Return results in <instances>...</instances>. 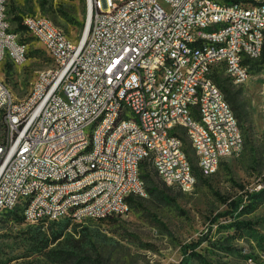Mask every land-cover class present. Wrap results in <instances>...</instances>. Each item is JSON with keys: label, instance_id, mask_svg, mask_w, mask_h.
<instances>
[{"label": "built area", "instance_id": "1", "mask_svg": "<svg viewBox=\"0 0 264 264\" xmlns=\"http://www.w3.org/2000/svg\"><path fill=\"white\" fill-rule=\"evenodd\" d=\"M85 1V29L78 41L48 25L43 16L19 15L26 33L58 54V71L37 72L30 103H7L8 85L0 78V116L10 133V141L0 135V208L18 204L30 224L55 221L79 200H87V207L71 221L127 213L130 189H139L136 174L143 164L164 184H182L185 193L192 192L196 179L187 172L190 160L184 147L177 146V138L188 137L173 133V125L190 126L186 110L199 112L201 123L217 131L222 157L227 148L238 154L222 97L207 84L206 63H213L215 71L223 56H231L223 69L237 70L244 83L249 79L236 66L237 49L245 50L246 64L252 55L261 58L264 0ZM214 1H222V8H214ZM207 13H216V22L231 21V29L216 37L194 32L195 24H212L206 22ZM241 34L255 37L258 48L245 49ZM180 36L200 39L204 46L224 44V51L185 57L188 44H180ZM26 56L0 8V63L16 61L21 67ZM174 67H181V74H174ZM122 73H129V80H122ZM123 88H130V96H123ZM153 98L162 103L160 120H153ZM141 107H150V115L138 116ZM103 109H110V118H102L92 144H85L87 120ZM121 110L136 111V119L112 130ZM191 128L204 141L197 127ZM125 132H132V139H125ZM209 147L192 145L205 177L217 171ZM200 155H207V162H200ZM55 175H64L60 188H51ZM85 180H92L91 188L82 189ZM17 194H27V201L17 202Z\"/></svg>", "mask_w": 264, "mask_h": 264}, {"label": "rangeland", "instance_id": "2", "mask_svg": "<svg viewBox=\"0 0 264 264\" xmlns=\"http://www.w3.org/2000/svg\"><path fill=\"white\" fill-rule=\"evenodd\" d=\"M8 6L9 21L27 56L21 67L0 63V78L17 99H23L37 72L52 61L15 18L43 16L78 41L85 29L86 1L46 0L42 5L41 0H19ZM248 66L244 84L233 83L219 66L213 70L215 84L225 99L233 101L228 104L243 136L240 152L223 159L214 175L199 172L183 137L196 176L192 192L164 184L143 164L145 196L134 198L124 215L30 224L19 210L5 214L0 217V264H264V62L260 58ZM180 134L186 137L184 130ZM255 193L258 196L250 198ZM240 200L238 209L230 212L226 202ZM197 242L196 249L188 248Z\"/></svg>", "mask_w": 264, "mask_h": 264}, {"label": "bare ground", "instance_id": "3", "mask_svg": "<svg viewBox=\"0 0 264 264\" xmlns=\"http://www.w3.org/2000/svg\"><path fill=\"white\" fill-rule=\"evenodd\" d=\"M19 0H0V8L2 15H8V5L11 2ZM25 1V0H24ZM214 8H222V1H214ZM47 24L54 26L55 29H58L50 20L46 18ZM206 22L212 24H195L194 32L203 33V36L206 37H216L219 33L228 32L231 29V21L219 20L216 22V13H207ZM85 35V34H84ZM180 44H188V50H185V57H192V52H202L209 54H221L224 51V44H216L212 46H204L202 40L200 39H191L188 36H180ZM241 44L244 45L245 49L258 48V41H255V37L249 36L248 34H241ZM19 46H24V53H27L26 46L19 42ZM50 58L51 65L50 67L40 71L39 73H53L58 71V54L56 51L46 49ZM259 59V55H252L251 61ZM13 65H17L16 61H9ZM23 63V62H22ZM231 64V56H223V63H216V67H221L223 65ZM236 66L237 68H242L243 74H249V66L245 61V50L237 49L236 57ZM213 63H206V74H207V84L210 89H214L217 97H222V111L227 114L230 124L234 125V134L235 141L238 143V153L243 147V136L238 124L237 119L234 116V113L226 101L223 93L215 84L213 79ZM225 76L230 78L235 84H244V79H238L237 70L233 69H223ZM174 74H181V67H174ZM122 80H129V73H122ZM35 84L36 77L34 82L31 85L30 91L27 96L21 99V104L30 103V97L32 94H35ZM123 96H130V88H123ZM7 103H19L12 93L11 89L7 87ZM153 105H155V111L153 112V120H160L164 118V111H162V103H160V98H153ZM150 115V107H141L138 109V116H147ZM102 118H110V109H103L96 111L95 119L87 120V130L85 131V144H92L95 139V131L102 127ZM186 118L190 123V126H181L173 125V133L180 134V131L184 130L186 137H188L189 144H192L195 149L205 148L206 145L209 147V155L215 156V163H217V168L223 159L232 157L236 155V150L234 148H227V153L219 154L220 152V141L217 136V131L210 127L209 123H201V114L196 110H186ZM136 119V111L121 110V115H118L112 120V130H119L120 127H123L125 124H132V120ZM191 127H197V130L201 132L204 137V141L198 136V134L193 133ZM0 135H3V141H10V133H6V122L4 116H0ZM125 139H132V132H125ZM192 145L191 149H192ZM177 146H183V139L177 138ZM186 153V152H185ZM200 162H207V155H200ZM141 168V167H140ZM198 168V160H197ZM199 170V168H198ZM187 172H189L192 179H196L194 174V169L189 161L187 163ZM200 172V170H199ZM136 181H138L139 189H130V196L143 197L145 196V185L142 181V178L139 174H136ZM64 184V175H55L51 177V188H60ZM171 185V184H167ZM176 185L181 191L185 192V187L182 184H172ZM92 187V180H85L82 182V189H89ZM142 193V194H141ZM27 194H17V202H26ZM87 207V200H79L78 203H72L70 205V211H67L66 214H61L56 218V220L62 218L74 219L78 211H81L82 208ZM18 210V204H11L9 208H0V215L4 212H14ZM125 213H121L124 215ZM46 220H37L35 224L44 223Z\"/></svg>", "mask_w": 264, "mask_h": 264}, {"label": "trees", "instance_id": "4", "mask_svg": "<svg viewBox=\"0 0 264 264\" xmlns=\"http://www.w3.org/2000/svg\"><path fill=\"white\" fill-rule=\"evenodd\" d=\"M45 1H46V0H41V4H42V5L45 4ZM15 20H16L18 26L21 27V29H24V30H25V28H24L23 25L21 24L20 18H19V17H16ZM261 59H262V61L264 62V48H263V51H262ZM213 79H214V76H213ZM226 100H227L228 103H230V104L233 105V101H231V100L228 99V98H227ZM140 177H141V178H145L144 176H140ZM142 181H143V180H142ZM256 196H258V193H255V194L250 195V198H254V197H256ZM134 198H139V197L132 196V197H130V198L127 199L128 207H129L130 203H132V201H133ZM241 203H242L241 200H240V201H237V202H230V203H227V202H226L227 206L232 208L230 212L236 211V210L238 209L239 204H241ZM8 213H11V212H4V213H2V214L0 215V217L3 216V215H5V214H8ZM111 218H112V217H110V218H108V219H111ZM239 225L242 226V227H246V226H247L246 223H240ZM199 245H200V242H197V243H194V244H192V245H189L188 248H191L192 250H194V249H196ZM183 249H184V251H185L186 247H183ZM192 256H197V254H196V253H192Z\"/></svg>", "mask_w": 264, "mask_h": 264}]
</instances>
